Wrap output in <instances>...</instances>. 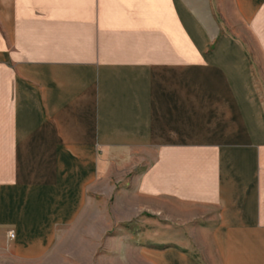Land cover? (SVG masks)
Here are the masks:
<instances>
[{
	"label": "crops",
	"instance_id": "0c3cea01",
	"mask_svg": "<svg viewBox=\"0 0 264 264\" xmlns=\"http://www.w3.org/2000/svg\"><path fill=\"white\" fill-rule=\"evenodd\" d=\"M226 22L264 67V0H0V262L114 194L127 263L264 264V100Z\"/></svg>",
	"mask_w": 264,
	"mask_h": 264
},
{
	"label": "rangeland",
	"instance_id": "374dc122",
	"mask_svg": "<svg viewBox=\"0 0 264 264\" xmlns=\"http://www.w3.org/2000/svg\"><path fill=\"white\" fill-rule=\"evenodd\" d=\"M223 24V22H222ZM226 25V26H225ZM224 31L228 33L234 41L239 43L245 50L251 63V72L256 82V86L260 96L264 100V67L261 61L258 51L251 52L250 47L255 46L254 38H252L243 26H237L234 29L228 28V22L224 24ZM230 27V26H229ZM92 194V192H91ZM114 194L107 199L98 198V206L96 207L93 201H88L85 210L78 221L69 227L65 236L57 241L50 252L45 254L38 260L31 262H17L16 264H133V260H129L128 263L121 254L122 248L125 246L108 238L121 236L124 231L122 226L113 225V212L110 209L114 200ZM93 200V199H92ZM145 216L152 218L150 213H144ZM149 218V219H150ZM130 224H126L128 228ZM151 228H145L142 230L147 233H152ZM133 234L137 233V230H131ZM12 233L8 231V236ZM199 248V247H198ZM113 253V256H106L107 253ZM201 249V248H200ZM198 252H201V250ZM116 253L118 256H116ZM134 254H131L133 256ZM204 256V254H203ZM206 260L202 261L203 264H220L216 260L209 259V254H205ZM0 264H5L4 260ZM9 264H14L9 262Z\"/></svg>",
	"mask_w": 264,
	"mask_h": 264
}]
</instances>
